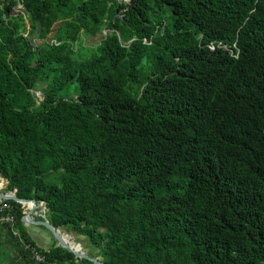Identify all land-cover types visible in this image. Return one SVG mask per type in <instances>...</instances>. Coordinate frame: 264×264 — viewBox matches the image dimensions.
I'll use <instances>...</instances> for the list:
<instances>
[{"label": "trees", "instance_id": "1", "mask_svg": "<svg viewBox=\"0 0 264 264\" xmlns=\"http://www.w3.org/2000/svg\"><path fill=\"white\" fill-rule=\"evenodd\" d=\"M0 177L106 264H264V0H0Z\"/></svg>", "mask_w": 264, "mask_h": 264}, {"label": "rangeland", "instance_id": "2", "mask_svg": "<svg viewBox=\"0 0 264 264\" xmlns=\"http://www.w3.org/2000/svg\"><path fill=\"white\" fill-rule=\"evenodd\" d=\"M106 31L103 30L101 33H98L94 36L88 37L84 40V45L85 46H93L97 44L105 35ZM32 42L37 43L35 36H32ZM34 95L37 100L41 99V95L38 91L34 92ZM0 192L2 193H7L5 192L7 183L5 179L0 177ZM10 192V191H9ZM44 211L42 214L45 217V209H43L42 205L36 206L35 211L31 214L32 219H35V216H38L37 213L40 211ZM27 230L29 231L30 235L37 241V243L42 246V247H48L52 242L53 238L51 237L50 233L47 231L46 228L33 224V223H24ZM4 229V228H2ZM57 230L59 231L60 235L63 237V239H71L73 241L75 246H79L81 248V251L87 253L89 251V247L87 246L84 237L77 236L75 233L72 231L68 230L65 227H58ZM2 233H5V230H2ZM4 239V237L2 238ZM21 252L17 250V248H12L8 244H4V247L0 253V264H18V261L20 259Z\"/></svg>", "mask_w": 264, "mask_h": 264}, {"label": "water", "instance_id": "3", "mask_svg": "<svg viewBox=\"0 0 264 264\" xmlns=\"http://www.w3.org/2000/svg\"><path fill=\"white\" fill-rule=\"evenodd\" d=\"M6 183L8 182L7 179H5ZM1 182V180H0ZM3 200L7 201H14L22 206V208L25 209L24 215L21 217V221L23 223H33L36 225H41L44 228L47 229V231L50 233L51 237L55 240V245H58L62 248H65L68 251H71L75 257L77 258H87L90 261H92L94 264H106L101 260L100 257H90L88 256L85 252L73 249L72 246L70 245V242L66 241L63 239V237L60 235L59 231L57 228L53 227L44 217L42 214L44 211H40L38 216L40 219H32L31 214L35 211V202L33 200H25V199H19L15 196L14 192H7V193H2L0 192V202ZM29 205V207H26L25 205ZM43 209L45 207L42 205Z\"/></svg>", "mask_w": 264, "mask_h": 264}, {"label": "built area", "instance_id": "4", "mask_svg": "<svg viewBox=\"0 0 264 264\" xmlns=\"http://www.w3.org/2000/svg\"><path fill=\"white\" fill-rule=\"evenodd\" d=\"M211 49H213V47H211ZM0 220L6 221V222H11V221H13V217L9 215L7 217L0 218ZM31 255L35 259V261L44 262V257L39 251H37L35 249H31ZM51 264H53V263H51Z\"/></svg>", "mask_w": 264, "mask_h": 264}, {"label": "bare ground", "instance_id": "5", "mask_svg": "<svg viewBox=\"0 0 264 264\" xmlns=\"http://www.w3.org/2000/svg\"><path fill=\"white\" fill-rule=\"evenodd\" d=\"M66 240V239H65ZM67 241V240H66Z\"/></svg>", "mask_w": 264, "mask_h": 264}, {"label": "crops", "instance_id": "6", "mask_svg": "<svg viewBox=\"0 0 264 264\" xmlns=\"http://www.w3.org/2000/svg\"><path fill=\"white\" fill-rule=\"evenodd\" d=\"M39 245V244H38ZM40 246V245H39Z\"/></svg>", "mask_w": 264, "mask_h": 264}]
</instances>
